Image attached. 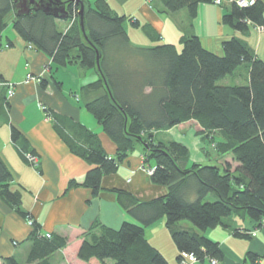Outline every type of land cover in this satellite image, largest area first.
Wrapping results in <instances>:
<instances>
[{
  "label": "trees",
  "instance_id": "trees-1",
  "mask_svg": "<svg viewBox=\"0 0 264 264\" xmlns=\"http://www.w3.org/2000/svg\"><path fill=\"white\" fill-rule=\"evenodd\" d=\"M85 1L86 32L101 53L99 63L110 94L96 70L95 50L83 39L73 2L67 6V26L61 30L59 19L33 9L16 14L13 0H0V40L6 26L4 16L13 10L14 31L49 56L55 67L77 64L95 72L96 78L81 85L79 91L85 108L115 143L114 156L105 152L95 132L44 108L70 151L91 165L82 182L70 181L69 187L82 185L97 194L102 177L114 173L138 144L145 160L154 162L151 182L164 186L166 192L141 201L125 189H111L136 222L124 220L118 228H111L94 221L82 234L77 257L85 264H107V260L110 264H169L145 235L146 226L165 217L178 264L189 254L198 261L222 259L219 243L203 234L208 228L221 226L234 237L246 239L264 230V61L238 37L224 40L221 54L204 48L194 34L180 39L179 50L167 43L132 45L123 28L124 15L113 12L106 0ZM157 1L164 12L184 9L190 19L200 4L213 2ZM130 21L138 25L136 20ZM221 22L242 33L250 25L261 27L264 1L240 6L237 0H230ZM7 44L12 45L9 38ZM228 76L235 78L234 84L227 82ZM40 83L45 86L44 80ZM191 120L202 134L203 153L212 151L222 159L230 155L237 164L234 169L216 159L215 163L192 161L183 143L153 137V131ZM10 135L14 142L21 138L13 126ZM27 154L32 153L26 152L25 157ZM11 182L12 174L0 156V198L25 219H32L27 264H51V256L66 246L67 239L40 233L39 224L21 208V193L11 188ZM207 195L213 200H205ZM236 217L246 219L248 226H235L232 220ZM184 220L192 225L182 226ZM245 257L250 264H261L254 252L248 251ZM6 263L17 264L13 257L6 258Z\"/></svg>",
  "mask_w": 264,
  "mask_h": 264
},
{
  "label": "crops",
  "instance_id": "crops-1",
  "mask_svg": "<svg viewBox=\"0 0 264 264\" xmlns=\"http://www.w3.org/2000/svg\"><path fill=\"white\" fill-rule=\"evenodd\" d=\"M106 2L113 12L126 17L123 28L132 45L146 47L167 43L179 50L180 39L194 34L204 48L221 54L222 42L238 37L244 39L264 61V24L261 27L250 25L248 31L242 33L221 22L230 0H223L222 5L202 3L192 19L184 9L164 12L157 0ZM130 19L136 20L138 25L134 26ZM147 30L157 38H151ZM7 38L2 35L0 40V82L11 83L14 93L7 98L6 87L0 85V156L12 174L10 186L20 191L21 208L39 224L41 234L67 239L66 246L51 256L50 263L85 264L77 253L83 232L94 221L111 228H118L124 220L136 222L118 203L111 189H125L137 199L146 201L162 196L166 188L151 182L147 170L154 168V162L145 160L142 146L138 144L128 151L114 173L102 177L97 194L82 185L69 187L70 181L82 182L91 165L70 151L45 107L95 132L109 156L116 152L115 143L82 101L79 88L86 83L81 76L87 71L77 64L55 67L49 56L29 45L17 33L9 38L12 45L7 44ZM27 75L34 78L27 81ZM41 80L45 82L44 87ZM12 126L21 132V138L16 142L11 139ZM198 130L191 120L167 130L153 131V137L183 143L192 161L214 162L216 159L220 163L212 151L206 155L203 153L204 142ZM26 152L37 157L36 165L28 162ZM164 221L162 217L146 226L145 235L169 264H178V252ZM232 221L237 227L248 226L246 219L236 217ZM180 224L189 227L185 223ZM31 229L27 220L0 198V264H7L6 258L10 257L17 264H27L32 246L28 240ZM203 234L219 243L223 258L217 259V264H250L245 257L248 251L256 253L259 262L264 264V230L249 239L234 237L221 226L207 229ZM106 263L110 264V261ZM191 264L212 263L206 257Z\"/></svg>",
  "mask_w": 264,
  "mask_h": 264
},
{
  "label": "water",
  "instance_id": "water-1",
  "mask_svg": "<svg viewBox=\"0 0 264 264\" xmlns=\"http://www.w3.org/2000/svg\"><path fill=\"white\" fill-rule=\"evenodd\" d=\"M15 2V10L14 12L16 14H26L31 9L33 10H40L46 15H50L56 19L59 20H65L68 18L69 12L67 9V6L69 3L73 2L75 5H77V22L79 29L82 33L84 41L91 45L93 49L95 50V65L96 70L101 75L104 85L110 94V90L108 87V84L106 82L105 77H103L101 72V67L99 63L100 59V51L92 44L90 39L88 38L87 32H86V24H85V0H13ZM113 99V98H112Z\"/></svg>",
  "mask_w": 264,
  "mask_h": 264
},
{
  "label": "rangeland",
  "instance_id": "rangeland-1",
  "mask_svg": "<svg viewBox=\"0 0 264 264\" xmlns=\"http://www.w3.org/2000/svg\"><path fill=\"white\" fill-rule=\"evenodd\" d=\"M92 2H93V0H92ZM13 17H14L13 10H11L7 14H5L4 21L6 23V26L4 27V29L2 31L3 37H6L7 36L8 38H11V37H13L15 35L16 32L12 28V19H13ZM57 25H58V28L61 29V30L67 26L65 20H58L57 21ZM86 71L87 72L85 73V75L81 76L83 82H88L89 80H94L96 78V75H95V72L93 71V69H89V70H86ZM226 79H228L227 82H229V84H234L233 83L235 81V78L234 77L228 76ZM0 83H1L0 85L6 87V93H7V89L8 88L6 86V83H9V82H0ZM157 137H161V135H157ZM217 159L219 160L218 162H220L221 164H222L223 161H225L227 159L229 161L227 163L231 166L232 169H234L236 167V165H237L236 162L233 161V159L231 158L230 155H228L227 158L225 157V159H222L221 157H219ZM205 200H213V196L212 195H207V197L205 198ZM164 219H165V217H164ZM181 223H185L188 226H191L192 225L187 220L181 221ZM208 229H212V228H208Z\"/></svg>",
  "mask_w": 264,
  "mask_h": 264
},
{
  "label": "built area",
  "instance_id": "built-area-1",
  "mask_svg": "<svg viewBox=\"0 0 264 264\" xmlns=\"http://www.w3.org/2000/svg\"><path fill=\"white\" fill-rule=\"evenodd\" d=\"M213 3H215L216 5H220L223 3V0H213ZM253 3V0H237V4L240 5V6H245L247 4H251ZM34 77H32L31 75H27V81L28 80H31L33 79ZM6 86H7V93H6V97H11L14 93V88H13V85L11 83H6ZM26 159L28 160V162L32 165H36L37 163V157L33 154H27L26 155ZM151 170L152 169H148V173H151ZM27 220V224L28 225H31L32 224V219H26ZM47 237H49V233H46L45 234ZM211 260V263L212 264H216L218 263L217 259H214V258H210ZM194 261H196L194 255L192 254H189L187 255V259L185 260H182L180 264H190V263H193Z\"/></svg>",
  "mask_w": 264,
  "mask_h": 264
}]
</instances>
